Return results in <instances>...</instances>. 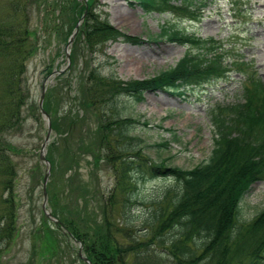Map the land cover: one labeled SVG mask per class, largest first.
<instances>
[{
    "label": "trees",
    "instance_id": "1",
    "mask_svg": "<svg viewBox=\"0 0 264 264\" xmlns=\"http://www.w3.org/2000/svg\"><path fill=\"white\" fill-rule=\"evenodd\" d=\"M97 1L88 0V12L78 34L79 38L84 35L91 51H103L108 41L119 37L140 43V38L118 31L108 23L107 17L94 12L90 5ZM170 1L134 0L146 11L170 10L195 20L209 2L176 0L179 5L174 6ZM7 4V17H0V175L3 177L0 184L12 192L17 175L13 157L23 150L14 142L16 133L27 130L29 121L40 125L43 121L39 106L32 100L31 88L24 80L26 61L37 48L40 31L46 34L53 31L67 44L86 3L84 0H68L67 5L62 0H9ZM34 16L42 23L38 25L40 31L30 28ZM161 37L188 45L189 49L175 66L153 77L121 80L114 74L105 75L94 65L86 76L84 88L75 87L74 79L65 78L70 81L68 97L73 104L71 111L65 113L68 115L61 118L68 119V136L73 140L78 134L82 140L83 134L90 131L82 123L89 112L96 116L97 111L106 124L91 131L93 144L88 146V153L92 159H83L96 166V160H100L96 155L97 138L99 149L109 152L107 161L116 168L117 181L116 188L97 195V205L94 203L90 208L87 196L91 193L87 194L90 182L81 170L80 153L85 148L73 151L67 161L70 172L65 184L67 193L65 188L62 192L55 190L53 182L48 184V207L53 217L71 233L64 232L65 235L83 243L84 253L92 264H264V209L248 218L241 204L251 185L264 181V82L239 52H232L233 60L226 62L229 52L213 37L203 39L172 27L164 28ZM74 55L73 50L72 64ZM232 70L244 77L241 99L210 109L214 146L209 158L191 169L168 166L164 161L143 169L145 163L139 157L144 146L137 143L143 140L133 135V128H128L134 121L122 117L119 111L112 112L113 108L118 109L119 100L131 98L138 104L145 100V92L158 90L183 96L186 89L204 88L228 78ZM67 75L68 71L58 78ZM53 92L56 89L48 88L44 100V108L49 113ZM82 92L83 98H80ZM107 97L111 101L110 109L105 110L99 105L107 102ZM110 116L113 120L107 119ZM52 127L59 131L57 120L52 119ZM168 144L165 141L156 145ZM49 146L47 158L55 175L56 148L52 143ZM119 148L122 152H117ZM33 173L35 177L42 176L40 164L34 167ZM148 174L170 176L172 183L158 194L147 195L141 184L149 178ZM3 203L0 242L11 229L4 227L9 225L14 211L12 197ZM143 206L148 211L140 215ZM42 218L44 236L40 250L45 257L56 249L58 233L44 211ZM81 260L82 264H88Z\"/></svg>",
    "mask_w": 264,
    "mask_h": 264
},
{
    "label": "rangeland",
    "instance_id": "2",
    "mask_svg": "<svg viewBox=\"0 0 264 264\" xmlns=\"http://www.w3.org/2000/svg\"><path fill=\"white\" fill-rule=\"evenodd\" d=\"M8 1L0 0V17H7ZM62 1L64 5L68 4V0ZM234 1L209 0L201 10V16L195 20L185 19L170 10L146 11L134 0H98L90 5L91 9L101 17H107L108 23L118 31L140 38V43L127 42L119 37L108 41L103 51H91L86 46L84 35L80 38L77 35L70 49V61L73 50L75 54L74 63L70 62V65L66 57L67 44L63 37L53 31L47 34L41 32L39 26H42V23L37 16H34L30 28L40 31V39L34 54L26 61L24 79L31 88L34 103L39 106L43 83L54 71L65 69L64 72L68 71L69 74L62 78H58L60 74L57 75L48 85V88L56 89V92H53L51 98L50 113L45 110L50 115L51 123L52 119H55L59 126V131L52 127L50 143L55 144L56 149L53 154L57 171L55 175L51 172L48 184L53 182V188L62 192L70 174L67 170V161L71 153L85 148L80 156L82 174L90 182L87 188V194L91 192L87 195L90 200L89 207L96 203L97 195L107 194L116 188V168L113 169L112 164L107 161L108 150L99 149L97 138L96 155L100 160H96V166L90 162L92 157L88 153V146L93 144L91 131L95 127L97 131L100 125H105V119H101L97 111L96 116L89 112L82 127L90 131L83 134L82 140L79 139L78 134L74 135L73 140L68 136L66 130L68 119L61 118L71 111L73 104L68 97L70 81L65 78L74 79L75 87L84 88L86 76L94 65L99 66L98 68L102 69L105 75L114 74L121 80L147 79L175 66L189 46L161 37L164 28H177L194 33L203 39L210 37L217 39L224 45L226 51L230 50V55L236 51L244 60L251 62L256 68V75L264 82V0H237L238 4H234ZM171 4L178 6L179 2L171 0ZM67 28L66 26L65 30ZM230 61L231 58L228 57L227 62ZM78 81H80L79 85ZM243 82V74L232 70L228 78L214 81L204 88L186 89L183 96L158 90L145 92V100L138 104H135L131 98L120 99L119 110L113 108L112 112L115 114L119 111L122 117L134 121L128 124V128L131 130L133 128V135L143 140V142L137 141L144 146L139 157L145 163L143 169L146 170L152 163L159 164L162 161L168 166L191 169L205 162L214 146L210 109L217 104L239 101ZM72 94H75V91H72ZM79 97L83 98V92ZM106 100L107 102H101L99 105L105 110L110 109L108 103L111 102L109 97ZM97 104L98 102L96 106ZM86 110L87 108L84 111ZM84 111L82 110L81 113ZM107 119L113 120V117ZM42 120L41 125L29 121L27 130L16 133L14 142L23 150L13 157L17 172L13 181L14 188L11 192L4 190V186L0 184V211L4 208L3 200L12 197L14 203L12 220L9 221L8 226H3L11 229L0 242V264H82V260L78 257L79 243L66 236L65 231L58 229L52 221L50 224L58 233L56 249L51 250L45 257L41 254L40 246L44 236L41 224L43 182L47 168L40 159V149L48 133V123L44 117ZM97 135L98 133L96 137ZM165 141H169L166 147L156 145ZM120 148L117 152H122ZM84 157L89 158L90 161L87 162ZM37 164H40L42 176L37 174L35 177L33 169ZM148 176L144 184H141L147 195L158 194L172 183L170 176L151 177L149 174ZM0 180H3L1 175ZM123 181H126V177ZM65 189L67 193V188ZM65 201L64 198L63 203ZM241 204L248 218H253L264 209V181L253 183ZM147 211V207L143 206L139 213L141 212L142 215Z\"/></svg>",
    "mask_w": 264,
    "mask_h": 264
},
{
    "label": "water",
    "instance_id": "3",
    "mask_svg": "<svg viewBox=\"0 0 264 264\" xmlns=\"http://www.w3.org/2000/svg\"><path fill=\"white\" fill-rule=\"evenodd\" d=\"M84 2L87 4V9L85 10V12L83 13V15L81 16V18L79 19V21L77 22L71 36L69 37V40L67 42V46H66V57L68 59V63L70 65V49L75 41L76 36L78 35L79 31H80V26L82 25L83 21L86 18L87 15V10H88V0H84ZM65 71V69H60L58 71H54L50 76L47 77V79L45 80V82L43 83V87H42V93H41V97L39 100V108H40V112L43 115L44 119L47 121L48 123V133L47 136L45 137V141L42 144V147L40 149V159L41 161L46 165V173L44 176V182H43V187H44V200H43V204H42V208L43 211L45 212V214L51 219L53 220L55 223L61 225L62 228H65L64 225L55 217H53L51 211L48 208V191H47V186H48V181L52 172V165L51 162L48 160L47 158V148L48 145L50 143L51 140V133H52V123H51V118L50 115L48 114V112L45 110L44 108V100H45V96H46V90L48 88V85L55 79V77L61 73H63ZM66 233L71 235V233L69 232V230L65 229ZM79 243V250H78V255L88 264H92L91 261L88 259V257L84 254L83 251V243L81 241H78Z\"/></svg>",
    "mask_w": 264,
    "mask_h": 264
},
{
    "label": "bare ground",
    "instance_id": "4",
    "mask_svg": "<svg viewBox=\"0 0 264 264\" xmlns=\"http://www.w3.org/2000/svg\"><path fill=\"white\" fill-rule=\"evenodd\" d=\"M78 242V241H77ZM83 251H84V246H83ZM85 254V253H84Z\"/></svg>",
    "mask_w": 264,
    "mask_h": 264
}]
</instances>
